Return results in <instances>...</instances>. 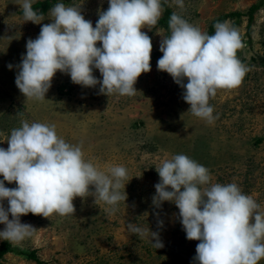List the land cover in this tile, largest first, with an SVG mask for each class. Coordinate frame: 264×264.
Returning <instances> with one entry per match:
<instances>
[{"label":"clouds","instance_id":"9594fccd","mask_svg":"<svg viewBox=\"0 0 264 264\" xmlns=\"http://www.w3.org/2000/svg\"><path fill=\"white\" fill-rule=\"evenodd\" d=\"M174 2L180 11L169 18L170 34L162 36L157 68L183 89L182 98L190 105L187 114L212 124L218 115L210 100L220 89L238 87L249 71L237 55L244 47L242 37L227 20L215 23L214 34H208L181 14L184 0ZM35 3H17L25 22L42 25L38 37L28 39L26 54L15 66L16 86L28 100H46L57 72L83 87L99 85V93L108 97L139 93L135 85L151 71L153 51L152 40L142 29L151 31L158 24L163 0H108L107 10L98 11L95 27L85 19L82 6L56 3L46 16L34 9ZM45 19L51 22L43 23ZM8 67L12 70L13 65ZM4 142L8 148H0V224L5 228L0 240L20 244L43 231L21 222V216L29 213L45 218L74 215L76 197L92 196L95 205L109 206L110 214L119 211L121 202L126 204L128 169L117 165L102 171L85 158L82 144L59 136L55 124L21 120ZM155 168L160 180L153 205L159 208L171 202L179 209L186 238L199 242L192 264L264 261V208L252 195L235 182H214L210 169L185 154L165 156ZM5 181L17 187L8 188ZM158 225L163 227V221ZM127 228L132 235L148 238L154 248L164 247L158 232L138 223H128Z\"/></svg>","mask_w":264,"mask_h":264},{"label":"rangeland","instance_id":"374dc122","mask_svg":"<svg viewBox=\"0 0 264 264\" xmlns=\"http://www.w3.org/2000/svg\"><path fill=\"white\" fill-rule=\"evenodd\" d=\"M166 1L173 12L180 11L174 0ZM61 2L82 6V14L93 27L98 11L109 7L108 0L56 3ZM17 3L0 0V39L15 37L0 41V148H8L4 141L21 120L55 124L57 134L69 143L82 144L85 158L102 171L117 165L128 169V198L115 214H110L103 202L95 205L94 197L89 196L74 199V215L21 216L22 223L44 230L12 245L22 251H36L41 263L9 253L3 264H192L199 242L186 238L179 209L171 202L159 208L153 205L155 185L160 180L155 167L165 156L185 154L193 158L210 169L214 182L237 183L264 208V0H184L181 14L208 34L215 19L232 12L244 13L227 21L239 29L244 47L237 55L249 71L238 87L220 89L210 100L214 115H218L212 124L187 114L190 105L182 98L183 89L169 74L158 70L157 61L163 55L160 42L166 36L158 24L151 31L142 29L150 36L153 51L151 71L138 78L136 95L108 97L99 93V85L83 87L73 83L69 75L57 72L46 100H28L16 86L15 66L26 54L28 39L37 38L42 25L25 22ZM254 5L259 8L249 30L245 15ZM163 15L164 11L161 18ZM97 46L101 47L99 43ZM94 75L102 80L98 70L94 69ZM5 186L17 187L6 181ZM3 204L8 207L7 200ZM158 220L163 221V227ZM128 223L158 232L164 247L156 249L148 238L132 235ZM4 228L0 224V231Z\"/></svg>","mask_w":264,"mask_h":264},{"label":"trees","instance_id":"16d2710c","mask_svg":"<svg viewBox=\"0 0 264 264\" xmlns=\"http://www.w3.org/2000/svg\"><path fill=\"white\" fill-rule=\"evenodd\" d=\"M57 1L58 0H45L42 2H37L36 4H34L33 7L35 10L42 11L44 14H46L47 11L51 8V6L54 3H56ZM66 1H82V0H66ZM258 8H259V5L252 6L245 15L248 17V20H249V24H248L249 30H250L251 25L253 23V15L258 10ZM163 9H164V15L160 19V21L158 22V25L163 27L166 30V36H167L170 34L168 21H169L171 14L173 13V11L169 7L166 0H163ZM243 16H244V13L232 12V13H229L227 15H224V16H221V17L215 19V21L210 26L209 34H214V24L215 23L226 21L228 18H238L239 19ZM164 74H168V73L164 72ZM9 253H16V254L21 255V256H26L28 259H31V260H34V261L41 263V261L38 259L37 255H36V251H32V252L22 251L18 248H15L10 242H8L6 240L0 242V264H3L4 257Z\"/></svg>","mask_w":264,"mask_h":264}]
</instances>
